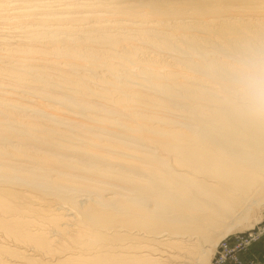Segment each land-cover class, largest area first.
Instances as JSON below:
<instances>
[{"label":"bare ground","instance_id":"1","mask_svg":"<svg viewBox=\"0 0 264 264\" xmlns=\"http://www.w3.org/2000/svg\"><path fill=\"white\" fill-rule=\"evenodd\" d=\"M51 1L0 0V264H201L264 205V0Z\"/></svg>","mask_w":264,"mask_h":264},{"label":"rangeland","instance_id":"2","mask_svg":"<svg viewBox=\"0 0 264 264\" xmlns=\"http://www.w3.org/2000/svg\"><path fill=\"white\" fill-rule=\"evenodd\" d=\"M52 3L54 2V0H52L51 1ZM50 2V4H52ZM58 2L57 1H55L54 3H53V6H54V4L56 5ZM0 26H5V25H3V24H0ZM7 26V25H6ZM5 26V27H6ZM5 30H7V29H5ZM5 33L7 32V31H4ZM11 32L9 31L8 33H7V35H9ZM12 34V33H11ZM60 34V33H59ZM61 36H60V40L61 41H63L64 40V36L62 35V34H60ZM65 36L67 37V34H65ZM61 37H62V39H61ZM209 53H211L212 52V50L210 51V49H209V51H208ZM218 54H220V55H223V56H226V55H228V56H226V57H229V54L230 53H226V52H224V53H218ZM225 54V55H224ZM17 110H20V109H17ZM17 110H15V109H13V111L11 110V112H14V114L15 113H18L19 114V112L21 113L22 111H18V112H16ZM18 114H15V115H18ZM20 115H22V114H20ZM82 194V193H81ZM82 195H84V194H82ZM81 195V196H82ZM81 196L79 195L78 196V198L80 197L81 198ZM254 207H256V208H254ZM250 211L251 212H249V215L244 219V220H242L241 222H239V224L240 225H242L241 227V229L240 228H236L235 230L233 229L231 232L229 231V232H226L225 233V236L224 235H222V236H220V237H218L217 238V240L215 241V245H214V247L212 248V251H211V253H209V256H208V258L206 259V260H202L201 261V264H212V262H213V259H214V255H215V253H216V250L220 247V246H222L227 240H231L235 235L234 234H236V233H238V232H242V231H247V230H250V229H253V227H255V226H257V225H260L259 227H261V226H264V205H262L261 206V208H259V207H257V205L256 206H253V208L252 209H250ZM251 215V216H250ZM254 215V216H253ZM234 231V232H233ZM258 234V238L254 241V242H256V241H258L260 238H261V236L264 234V230L263 231H261V232H258L257 233ZM216 236V235H215ZM254 242H252L251 244H253ZM251 244L245 249V250H240V251H238L237 252V257H238V261H236L235 263H231V264H255L254 263V259L253 258H249V257H247V256H243L245 253H247V251H248V248L251 246ZM215 248V249H214ZM213 249H214V251H213ZM11 258H14V257H12L11 256ZM193 264H196V263H193Z\"/></svg>","mask_w":264,"mask_h":264},{"label":"built area","instance_id":"3","mask_svg":"<svg viewBox=\"0 0 264 264\" xmlns=\"http://www.w3.org/2000/svg\"><path fill=\"white\" fill-rule=\"evenodd\" d=\"M259 226L234 234L235 236L230 241L227 240L216 250L212 264H231L238 261L237 252L245 250L259 237L257 233L264 230V226Z\"/></svg>","mask_w":264,"mask_h":264},{"label":"clouds","instance_id":"4","mask_svg":"<svg viewBox=\"0 0 264 264\" xmlns=\"http://www.w3.org/2000/svg\"><path fill=\"white\" fill-rule=\"evenodd\" d=\"M237 87L247 104L253 108L264 105V82L254 70H242Z\"/></svg>","mask_w":264,"mask_h":264},{"label":"crops","instance_id":"5","mask_svg":"<svg viewBox=\"0 0 264 264\" xmlns=\"http://www.w3.org/2000/svg\"><path fill=\"white\" fill-rule=\"evenodd\" d=\"M243 256L253 258L255 264H264V234L258 241L251 244Z\"/></svg>","mask_w":264,"mask_h":264}]
</instances>
